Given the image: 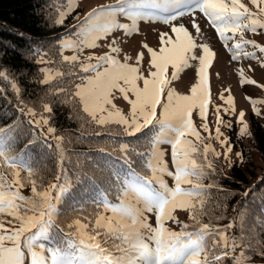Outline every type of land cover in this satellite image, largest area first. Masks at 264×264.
Instances as JSON below:
<instances>
[{
	"label": "snow or ice",
	"instance_id": "1",
	"mask_svg": "<svg viewBox=\"0 0 264 264\" xmlns=\"http://www.w3.org/2000/svg\"><path fill=\"white\" fill-rule=\"evenodd\" d=\"M77 4L78 0H67V7L58 9L57 26L63 25ZM197 12L215 30L233 61L241 59L243 52V58L257 59L264 67V57L257 58L255 52L243 51L245 46H252L264 53V47L245 38L246 32L259 35L264 30V0H248L247 4L242 0H116L114 5L100 6L86 13L82 21L73 25L74 32L69 31L60 38L62 62L73 68L79 63L80 71L88 74L81 77V83L75 85V91L64 102L78 104L90 118L89 122L109 132V125H119L128 137L139 140L137 134L143 133L145 142L143 151L133 148L129 142H121L120 159L124 163L110 165L111 174L104 184L92 183L84 200L72 198L71 205L64 209L61 206L73 185L63 167L64 137L55 134L50 118L44 115L51 114L52 107L41 101L43 111L38 112L26 105L20 97L18 83L0 71V80L8 82L16 94L20 112L31 118L28 124L42 131L46 126L43 143L52 148L48 143L51 136L59 153V171L54 180L45 183L27 146L17 151L19 125L0 128V264H249L252 259L249 253L253 252L264 259V240L228 234L235 226L234 220L221 228L213 225L211 218L208 223L201 219L208 215L206 206L211 201L212 189L222 191L215 179V161L223 156L230 168L234 146L230 137L221 131V125L232 131L233 124L221 117L218 106L214 135L207 120V70L216 53L208 44H198L184 24L174 23L190 16L191 27L199 36L201 27L196 21ZM120 18L129 23H120ZM140 22L164 24L171 33L159 34L158 51L147 44L141 45L150 57L147 76L138 67L144 58L142 52L136 56V66L127 63L130 59L127 55L123 63L117 59L121 49L116 46V39L108 43V52L100 56L89 55L88 63L80 62V54L85 48L99 47V41L107 40L118 31L126 37L139 34L137 25ZM229 41H233L231 47ZM196 49L200 50V55L196 54ZM65 51L73 54L66 56ZM37 55L40 56L37 63H54L45 59L47 53L37 52ZM93 60L96 62L92 63ZM190 61H198L197 80L190 87V95L177 94L169 85L191 67ZM249 70H252L251 66ZM41 72V84H49L64 75L60 71L54 73L50 68L41 69ZM238 76L241 86L257 83L247 78L242 69L238 70ZM114 90L130 105L127 116L113 104ZM4 91L0 88V92ZM52 91L56 95L64 89L56 87ZM246 99L252 105L253 114L260 116L256 105L264 101ZM225 103L228 105L224 109L225 115H235L231 94ZM195 110H198L197 115L203 121L201 129L208 133L207 136H202L194 124ZM244 117L243 111L236 117V123L241 125L238 139L251 138ZM212 140L223 152L213 147ZM162 145L170 147L172 170ZM130 153L139 158L137 167L146 168L150 176L137 171ZM235 155L243 161L241 152ZM165 176L173 180L172 187L165 181ZM205 180L210 182L205 184ZM26 187H30V196L21 192ZM113 196L116 202H113ZM89 206L92 211H88ZM177 210L187 212L188 219L195 225L194 230H189V224L177 219L174 215ZM69 214L72 219L61 221V217ZM149 214L155 218L154 226ZM221 218L217 217L218 220ZM168 221L179 225L180 230L168 227ZM237 249H240L239 254Z\"/></svg>",
	"mask_w": 264,
	"mask_h": 264
},
{
	"label": "trees",
	"instance_id": "2",
	"mask_svg": "<svg viewBox=\"0 0 264 264\" xmlns=\"http://www.w3.org/2000/svg\"><path fill=\"white\" fill-rule=\"evenodd\" d=\"M57 5V0H0V71L7 73L18 83L21 89L20 97L26 105L34 107L38 112L43 111L41 101L49 103L52 107V113L44 115L50 118L51 126L56 129L55 134L64 137L63 167L73 185L65 204L61 206L64 209L71 205L72 198L84 200L92 183L104 184L111 174L110 165L119 166L124 163L120 159L121 142H129L133 148L141 151L145 150V142L143 133L137 134L139 140L137 137H128L119 125H109L108 128L111 129L109 132L89 122L90 118L82 112L78 104L64 102L66 97L75 91V85L81 83V77L88 74L80 71L78 63L73 68L61 60L60 38L75 30H67L63 25H56L53 14L56 10L54 6ZM37 52L41 55L47 53L45 59H50L54 63L46 65L37 63L36 61L40 59ZM44 66L53 71L63 72L64 75L56 77L49 84H41L40 81L43 79L41 69ZM56 87L63 88L64 92L54 95L52 90ZM0 88L5 90L0 92V128L19 125L17 151L27 146L28 154L45 177V183L54 180L55 174L59 171L56 141L48 137V143L53 146L48 148L43 143L44 134L39 128L29 125V117L20 112L16 94L11 90L10 84L0 80ZM97 132L100 134L97 135ZM263 140V137L256 139L261 153H264ZM100 149L105 151L101 152ZM130 155L133 166L137 167L140 164L139 158L134 154ZM249 168V165L240 161L233 164L227 173L221 170L217 172L215 179L222 191L212 189L211 201L206 206L208 209L216 206L217 210L213 215L210 214L213 210H208V215L201 219L202 222L208 223L211 218V223L220 227L234 220L235 226L232 228L234 236L239 237L243 234L264 240V171L256 175ZM137 171L143 175L150 174L142 166L137 167ZM209 182L204 181L205 184ZM28 188L21 190L23 195L30 196ZM111 198L116 202L114 196ZM88 211H92L91 206L88 207ZM217 217L222 218L218 220ZM72 218L69 214L68 217H61V221ZM187 224L190 225L189 230H194L195 225L192 221ZM249 255L252 256L249 264H264V259L254 252Z\"/></svg>",
	"mask_w": 264,
	"mask_h": 264
},
{
	"label": "rangeland",
	"instance_id": "3",
	"mask_svg": "<svg viewBox=\"0 0 264 264\" xmlns=\"http://www.w3.org/2000/svg\"><path fill=\"white\" fill-rule=\"evenodd\" d=\"M58 5L54 6L56 9L53 18L56 20L58 16V9H64L67 7V0H57ZM243 3L247 4L248 0H242ZM116 0H78V4L75 7V10L71 12V14L67 17L64 21L63 26L64 28L73 29V25H77L79 21H82L86 15V13L90 12L94 8H98L100 6L105 5H114ZM79 17V20L76 19ZM196 21L201 27V34L199 36L196 35L195 30L191 27V17L185 16L183 18L178 19L174 23L177 25L184 24L189 31L192 33L193 37L196 39L198 44L206 43L209 45L211 50L216 53V56L208 68V84H209V105H208V116L207 120L209 123V128L212 134H215V113L216 107L220 108V115L225 121H229L233 124L232 131H229L228 128L221 125V131L230 137L231 143L233 144V152L230 154V161L231 165L237 164L240 160L236 157V152H241L243 154V163L245 165L250 166V171L254 174H259L260 172L264 171V153L259 152L258 143L256 139L263 137L264 139V103L257 104V108L259 109L261 115L257 116L253 114L252 105L249 102L251 100H259L264 101V67H261L258 63L257 59H245L243 58V52L240 53L241 59L237 61H233L229 52L224 48L223 44L219 41L215 30L212 26L207 22L206 18L200 14L199 12L196 13ZM120 23L128 24L129 21L120 18ZM137 27L139 28V34H134L131 37L124 36L122 31H118L114 34V36H110L107 40L99 41V47L95 49H88L85 48L83 53L80 54V62L88 63L87 57L89 55L100 56L104 53L108 52V43L112 39H116L117 44L121 51L120 53L113 54L117 55V59H119L122 63L125 62L124 58L127 55L130 59L127 60V63L130 65L136 66V56L138 53H143V60L141 61L140 67L141 71L145 76L148 75V64H149V54L145 48H143L142 44H147L148 47L152 48L153 50L158 51L160 44H159V34L161 32H169L170 29L168 26L161 24V23H138ZM231 35V33H228ZM174 38V36H173ZM245 38L254 40L258 45L264 47V30H261V34L259 35H252L249 33H245ZM233 41H229V47ZM196 54L200 55V50L196 49ZM243 51L253 53L257 58L264 57V53H260L257 49L253 48L252 46H245ZM73 53L71 51H65L64 55L71 56ZM95 63L96 61H91ZM79 64V63H78ZM191 67L185 69L183 72L180 73V78L178 80L172 81L169 85L177 94L180 95H190V87L193 85L196 80V68L198 67V61H190ZM42 65H46V63H42ZM251 66L252 70H249ZM42 69H49V67L44 66ZM242 69L244 71V75L247 78L255 80L257 83L256 85H244L241 86L240 78L238 76V70ZM55 73V71H53ZM169 78L171 76V68L168 70ZM259 85V86H258ZM142 86V82H141ZM226 89L228 91H226ZM231 94L233 97V103L236 109L235 115H225L224 109L228 107L225 103L228 95ZM223 95V99L221 96ZM130 98L131 94H129ZM113 104L120 109L124 115H128L130 110V105L123 99V96L116 90L113 93ZM110 108L111 105H108ZM159 111V109H158ZM243 111L245 113L244 120L249 125V132L251 133V138L247 136L243 138H237V133L241 127L240 124L236 123V117L238 116L239 112ZM198 110H195L193 113V120L197 130L201 131L202 136H207L208 133L203 132L201 129V124L203 121L197 115ZM29 119H31L29 117ZM257 128V131H256ZM40 129V128H39ZM43 134L47 133V127L43 128V131L40 129ZM51 137V136H49ZM188 139H193L192 137H188ZM264 141V140H263ZM211 143L213 147H215L218 151L223 152V149L220 148L219 144L212 140ZM162 149L166 150L165 159L168 162L169 169L172 170L171 165V156H170V147L168 145H162ZM215 166L217 172L221 170L223 173H227L229 166L227 163L224 162L223 156L218 161H215ZM151 173L149 174V176ZM165 181L168 183L169 187L173 186V180L170 177L165 176ZM185 187H188L185 185ZM30 191V187L28 188ZM214 207V208H213ZM213 210L210 212L211 215L215 213L214 211L217 210L216 206H211L208 210ZM217 213V212H216ZM174 215L181 223H188L190 220L188 219L187 212L177 210ZM150 223L155 225V218L149 214ZM217 224V223H216ZM229 224V223H228ZM227 224V225H228ZM167 226L171 227L173 230L179 231L180 226L172 221L167 222ZM223 228V226L221 227ZM229 235H233V230H229ZM234 236V235H233ZM240 249H237V254H239Z\"/></svg>",
	"mask_w": 264,
	"mask_h": 264
}]
</instances>
